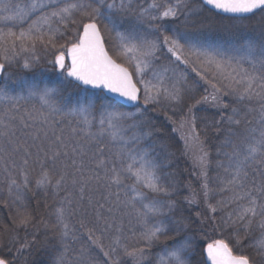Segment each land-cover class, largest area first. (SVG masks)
<instances>
[{
  "label": "snow or ice",
  "instance_id": "snow-or-ice-1",
  "mask_svg": "<svg viewBox=\"0 0 264 264\" xmlns=\"http://www.w3.org/2000/svg\"><path fill=\"white\" fill-rule=\"evenodd\" d=\"M214 26L233 39L209 42ZM13 65L0 264H264V0H0Z\"/></svg>",
  "mask_w": 264,
  "mask_h": 264
},
{
  "label": "trees",
  "instance_id": "trees-1",
  "mask_svg": "<svg viewBox=\"0 0 264 264\" xmlns=\"http://www.w3.org/2000/svg\"><path fill=\"white\" fill-rule=\"evenodd\" d=\"M206 14V13H204ZM210 14V13H207V15ZM218 18L220 19V16H218ZM218 19V20H219ZM217 20V19H216ZM217 20V21H218ZM259 22H260V15L257 14L256 16L252 17L250 20H245V21H242V22H239V24L241 25L239 31H240V34H243V35H252L253 34V29H258L259 27ZM223 24L225 25H229V24H232V23H236V22H232V21H229V20H223L222 21ZM246 26V27H245ZM215 28H218V26H214ZM235 31V30H233ZM226 35H222L220 39H222L223 37V40L224 41H231L233 39V35H232V32L230 31H226ZM216 37H219V35H216ZM8 71L6 70L5 68V74L7 75ZM17 77L15 76H9L8 79H6L5 81H2L1 84H0V89L6 87V86H11L12 85V81L15 80ZM212 110L210 109H207V112H210ZM207 112H204L203 110L199 112V114H205ZM160 119H156L160 122H164L166 124V121H164V117L163 116H159ZM168 127V130L170 131L171 130V125H167ZM176 149H180L182 150V142L179 141V138L176 137V144L173 146V150H176ZM176 165L178 166L179 168V171L182 173V177H183V183L187 184V183H191V186L195 189H199V186H200V182L196 179V177L194 175H192V166L190 163H187L184 159V157L182 155H180V151H177L176 152ZM187 190L185 189L183 191V195H187ZM183 195L181 196V199H183ZM29 199H31V195L29 194ZM32 206L34 207L35 206V201L32 200ZM185 208H187V205H185ZM195 210H203V204L201 203L200 205V208L199 209H195V206H194V211ZM194 211H193V215H194ZM10 215V209L9 208H5L3 206L2 203H0V222H7V223H10V221L8 220V217ZM193 228L195 229V225H193ZM21 235L23 236V232H21ZM197 236H198V240H199V245H200V248L202 249L203 245L206 244L208 242L209 239H213V238H218V235L216 233H212V232H209V235L208 237H201L199 235V233H197ZM199 251V249H198ZM46 257L44 256V254L41 252V253H36V252H33L32 255H30L28 257V259L30 261H34L36 262V264H39V261H42L44 260ZM197 259L199 260L200 257L197 256Z\"/></svg>",
  "mask_w": 264,
  "mask_h": 264
},
{
  "label": "rangeland",
  "instance_id": "rangeland-1",
  "mask_svg": "<svg viewBox=\"0 0 264 264\" xmlns=\"http://www.w3.org/2000/svg\"><path fill=\"white\" fill-rule=\"evenodd\" d=\"M206 14H204L205 16H211V14H208L207 15V13L208 12H205ZM215 19H219L218 17H216ZM219 21V20H218ZM226 31H223V30H219V28H215V27H213L212 29H210V30H208V31H206V32H204V37L209 41V42H215V43H218V44H221V45H223L224 43H225V41L223 40V38L222 39H220L221 38V36L222 35H226ZM216 35H219V37H216ZM246 35H248V34H246ZM6 70L8 71V73H7V75L4 73V75H3V77H2V81H5L6 79H8V77L11 75H13V76H15V77H18V76H20V75H24L25 73H24V70L23 69H21L19 66H17V65H13V66H11V67H6ZM37 72H41V71H45L44 69H42V68H38L37 70H36ZM46 75H48V76H51V73H45ZM28 75H31L30 73L28 74ZM204 111V112H207V108L205 107V108H202L201 109V111ZM150 115L152 116V118L158 123L159 121L158 120H156V119H160L159 118V116H163V114L162 113H160V112H151L150 113ZM164 117V116H163ZM173 135H175L176 137H178V135L177 134H173ZM179 138V137H178ZM182 148H183V144H182ZM184 157V156H183ZM184 159H185V161L187 162V163H190L191 164V161L188 159V158H186V157H184ZM191 166H192V164H191ZM200 184V183H199Z\"/></svg>",
  "mask_w": 264,
  "mask_h": 264
},
{
  "label": "water",
  "instance_id": "water-1",
  "mask_svg": "<svg viewBox=\"0 0 264 264\" xmlns=\"http://www.w3.org/2000/svg\"><path fill=\"white\" fill-rule=\"evenodd\" d=\"M220 15H222V16H223V14H220ZM3 74H4V72H3V73H0V84H1V82H2V77H3Z\"/></svg>",
  "mask_w": 264,
  "mask_h": 264
}]
</instances>
